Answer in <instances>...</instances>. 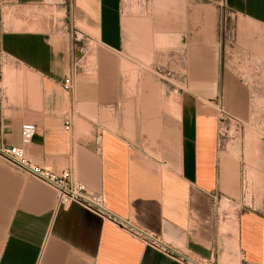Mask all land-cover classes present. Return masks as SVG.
I'll return each instance as SVG.
<instances>
[{
  "label": "crops",
  "instance_id": "1",
  "mask_svg": "<svg viewBox=\"0 0 264 264\" xmlns=\"http://www.w3.org/2000/svg\"><path fill=\"white\" fill-rule=\"evenodd\" d=\"M141 3L0 0V140L21 146L22 124L32 122L33 163L69 169L111 212L216 264H264V210L219 212L240 189L219 112L247 102L221 67L219 7ZM227 4L236 30L264 51V0ZM42 7L60 15L46 23ZM74 31L85 54L68 91ZM0 264L180 263L80 204L60 206L54 187L0 159Z\"/></svg>",
  "mask_w": 264,
  "mask_h": 264
},
{
  "label": "rangeland",
  "instance_id": "2",
  "mask_svg": "<svg viewBox=\"0 0 264 264\" xmlns=\"http://www.w3.org/2000/svg\"><path fill=\"white\" fill-rule=\"evenodd\" d=\"M127 1L134 7L138 2H142L141 4L146 2L143 0ZM35 13L40 19L46 20V23L52 16L60 15L55 9L52 8V10H49L45 7L40 8ZM220 17L219 14V19ZM227 22L228 25L234 29L236 39L234 40V45H229V43L225 41V36L221 34L223 46L221 48L220 63L223 71L226 70L233 75L238 89L237 97L239 99L242 97L247 102H229V104L226 102L224 108L221 110L222 112H219L221 115L220 139L222 147L225 150L233 151L234 154L238 156L240 174L238 200L235 201V203L227 201L226 199L221 202L219 212L222 217L232 216L238 208L244 206L264 210V173L262 166L261 140L264 129V73L261 71L259 72L257 69V64L259 62H264V51L259 49V47H253L247 40L246 34H243L239 29L236 30L235 17L228 18ZM175 83L179 86H184V84H181L178 80L175 81ZM185 84H188L187 78ZM247 131L249 133L252 132L251 134L255 132L254 134L256 137L253 136L254 134L252 135L253 139L255 138L253 142L255 146L253 145V148L256 147L254 153L259 157L261 169L258 171V175L263 181L262 186L254 183L255 181L250 178V173L248 171L247 158L249 146L246 139L249 134Z\"/></svg>",
  "mask_w": 264,
  "mask_h": 264
},
{
  "label": "built area",
  "instance_id": "3",
  "mask_svg": "<svg viewBox=\"0 0 264 264\" xmlns=\"http://www.w3.org/2000/svg\"><path fill=\"white\" fill-rule=\"evenodd\" d=\"M71 1V0H70ZM146 1V0H143ZM220 10L219 19V37L223 46L221 34L225 36V41L229 45H234L235 31L228 25V18H234L233 11L228 7L227 0H213ZM78 32L74 31L72 50H74V60L70 65L69 73L64 80V87L68 91H72L75 87V75L82 69V58L85 54V46H77L80 41ZM232 47V46H230ZM258 71L264 73V62L257 64ZM173 81H179L181 84L186 83L184 76L170 71L167 73ZM4 78V69L0 64V100L5 98L3 88L1 87ZM171 79H166L172 82ZM222 110V109H221ZM220 110V111H221ZM222 112V111H221ZM70 121L66 122V129L70 128ZM36 134V126L32 122H24L21 129V146H11L0 140V159L19 171L34 175L45 183L54 187L58 192V203L62 207H68L73 203H77L101 216L113 225L124 229L131 236L141 240L146 246L169 256L180 264H216L212 257L206 258L198 255L189 254L178 249L161 236L134 224L127 218L121 217L111 212L103 199L98 193L90 192L84 183L76 180L69 169L62 171H54L48 167L33 163L26 153L25 146L29 145ZM262 140V166L264 173V129L261 136Z\"/></svg>",
  "mask_w": 264,
  "mask_h": 264
},
{
  "label": "bare ground",
  "instance_id": "4",
  "mask_svg": "<svg viewBox=\"0 0 264 264\" xmlns=\"http://www.w3.org/2000/svg\"><path fill=\"white\" fill-rule=\"evenodd\" d=\"M126 1V0H125ZM251 130V129H250ZM248 132V131H247ZM252 133V132H251ZM251 133H249L248 132V134L249 135H247V141H248V146H249V151H248V165H249V171H250V178L252 179V178H254V177H259V173H258V171L261 169V166H260V163H259V157L258 156H256V153H254V149L256 148H253V142H254V139H253V137H252V135L255 133H253V134H251ZM253 136H255V134L253 135ZM256 137V136H255ZM257 139V138H256ZM255 146V145H254ZM257 150V149H256ZM260 153V152H259ZM258 153V154H259ZM261 175V174H260ZM260 179V178H259ZM255 183V182H254ZM257 184H260V186H262L263 185V181H262V179L261 180H259V181H257Z\"/></svg>",
  "mask_w": 264,
  "mask_h": 264
}]
</instances>
